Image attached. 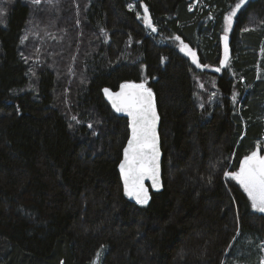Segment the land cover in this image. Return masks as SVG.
<instances>
[{
    "label": "trees",
    "instance_id": "16d2710c",
    "mask_svg": "<svg viewBox=\"0 0 264 264\" xmlns=\"http://www.w3.org/2000/svg\"><path fill=\"white\" fill-rule=\"evenodd\" d=\"M63 1L55 57L22 48L32 1L0 23V264H93L101 249L102 264H260L264 213L224 173L264 153V0L237 11L212 75L238 0H139L156 31L134 0ZM141 81L164 152L146 205L124 192L129 121L103 91Z\"/></svg>",
    "mask_w": 264,
    "mask_h": 264
},
{
    "label": "snow or ice",
    "instance_id": "6c2138e0",
    "mask_svg": "<svg viewBox=\"0 0 264 264\" xmlns=\"http://www.w3.org/2000/svg\"><path fill=\"white\" fill-rule=\"evenodd\" d=\"M40 2L41 0H33V3L37 5ZM48 2L52 3V0H48ZM245 3L246 0H238L233 10L225 18L227 28L224 35L225 56L221 61L222 64L228 62L227 32L231 29L237 11ZM129 7L131 8L132 5ZM4 11V9H0V14ZM147 11V6H145L144 12L147 13ZM144 19L145 23L155 31L151 17L145 16ZM0 23L3 21L0 20ZM261 26L264 27V22ZM250 30L253 29L245 28V31ZM27 38V36L24 37L25 40ZM176 39L180 38L176 37ZM21 42L23 43V40ZM184 48L187 49V45H184ZM188 54L196 61L194 52L189 49ZM216 71H220V69L217 68ZM146 83V81L125 82L119 86L118 92H112L107 88L103 90L117 112H126L131 117V138L123 150L124 159L119 164V169L123 176L124 191L142 205H146L150 199L148 188L145 187V179H151L153 188L159 189L160 187L161 153L157 133L159 116L156 111L154 93L151 88L146 86ZM233 100H235V96H233ZM224 175L238 181L243 187L251 200L252 209L264 213V155L261 154L259 144H257L256 150L243 157L238 171L225 172Z\"/></svg>",
    "mask_w": 264,
    "mask_h": 264
},
{
    "label": "rangeland",
    "instance_id": "374dc122",
    "mask_svg": "<svg viewBox=\"0 0 264 264\" xmlns=\"http://www.w3.org/2000/svg\"><path fill=\"white\" fill-rule=\"evenodd\" d=\"M10 1H12V0H0V9L5 10L2 14H0V20H2V21H4V18H5L6 13H7V6L10 3ZM28 1L33 2V0H28ZM134 1H135V4L139 5V7H140L142 21L145 23V19H144L145 16H150L151 20H152V16H151V13L149 11V8L147 7L148 11H147V13H145L144 7L146 5L143 2L139 3V0H134ZM249 1L250 0H246V3L244 4V6H246ZM44 2H45V4H44ZM63 2H65V1H63V0H52V3H49L48 0L47 1L41 0V2L38 5L31 3V5H34V7L32 8L31 16H30L29 22L27 24V27L25 29V33L23 36V43H21L22 48H24L25 52H28L26 49L30 50L31 52H34L35 50L40 48V51H39L40 55L43 53H47L48 56L55 57L56 53L61 51L62 48H60L59 46L61 44L60 40L62 38H61V35H59L58 26H60L61 23H62V25L63 24L66 25V22L68 20V17H67L68 13L67 12L69 10V7L63 9V7H62ZM73 3L75 6L76 13H79L80 12L79 0H74ZM41 5H45V10L43 12V18L40 16L41 14L37 10L38 6H41ZM133 6H134V3H133ZM244 6H242V8ZM65 10H66V13H64V15H63V12H65ZM152 24H153V20H152ZM146 25L149 27L148 24H146ZM67 27L69 28V26H67ZM149 28L152 30L151 27H149ZM155 29L157 30L156 27H155ZM25 36L28 37L26 40L24 39ZM223 46H224V51L222 53L223 57H222L221 61L224 60V56H225V45H223ZM183 49H185V48H183ZM185 50L188 51L187 49H185ZM230 56H231V54H230V51L228 48V62L226 64L220 63L219 67H209L208 68V70L210 71L209 74L212 75V72H216V73L220 74L222 72L223 68L229 65ZM35 62L36 63L41 62V59L38 58ZM73 66H74V63L72 64V67ZM217 68H219L220 71H216ZM200 84L202 85L201 89L203 90L205 88V83L203 82V80L200 81ZM209 95L211 98H213L216 94H215V92H211V93H209ZM262 140L264 141V136H263ZM238 169H239V167L235 171H238ZM229 178L234 185H238L243 189V187L238 183V181L232 179L231 177H229ZM103 255H104V249H101L98 252V254L96 256L97 258L95 259L93 264H102L100 258L103 257ZM260 264H264V241L261 242Z\"/></svg>",
    "mask_w": 264,
    "mask_h": 264
},
{
    "label": "water",
    "instance_id": "95a60500",
    "mask_svg": "<svg viewBox=\"0 0 264 264\" xmlns=\"http://www.w3.org/2000/svg\"><path fill=\"white\" fill-rule=\"evenodd\" d=\"M146 86L148 87L147 83H146ZM107 89H109V88H107ZM119 90H120V88H118L117 90H111V91L112 92H118ZM105 97H106L107 101L112 105V102L108 99V97H107L106 94H105ZM155 105H156L157 114L159 116V121L157 123V133H158V137H159V149H160V153H161V155H160V177H159V179H160V187H159V189L153 188L152 187V181H151V179L146 178L145 181H144V183H145V187L148 188L149 196H151V191L160 192V191H162L164 189V178H163V158H164V152H163V148H162V140H161V134H160L161 117H160V113H159L158 108H157L156 100H155ZM112 107H113V105H112ZM117 113L119 115H121V116L126 117L128 119V121H129V130H130V135H129V138H128V140H129L131 138V126H130L131 125V117H129L126 112H117ZM128 140H127L126 145H125L124 148L127 147ZM124 148H123V150H124ZM262 155H264V153H262ZM123 159H124V154H122V159H121L120 163L122 162ZM119 171H120V169H119ZM120 176H121V180H122L123 187H124L123 176L121 175V173H120ZM125 194H126V192H125ZM126 196L129 197L132 201L137 202L133 197H130L127 194H126Z\"/></svg>",
    "mask_w": 264,
    "mask_h": 264
},
{
    "label": "flooded vegetation",
    "instance_id": "af4514ba",
    "mask_svg": "<svg viewBox=\"0 0 264 264\" xmlns=\"http://www.w3.org/2000/svg\"><path fill=\"white\" fill-rule=\"evenodd\" d=\"M263 152H261V154H262ZM240 165V164H239Z\"/></svg>",
    "mask_w": 264,
    "mask_h": 264
}]
</instances>
